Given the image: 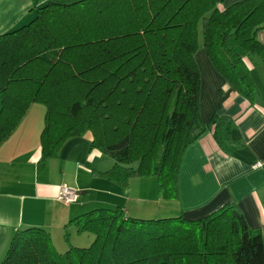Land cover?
I'll return each mask as SVG.
<instances>
[{
    "label": "trees",
    "instance_id": "1",
    "mask_svg": "<svg viewBox=\"0 0 264 264\" xmlns=\"http://www.w3.org/2000/svg\"><path fill=\"white\" fill-rule=\"evenodd\" d=\"M34 10L26 24L0 33V145L43 103L42 159L89 134L91 148L113 161L97 174L120 185L153 176L160 195L173 199L189 144L206 130L221 147L225 135L240 139L228 118L200 116L198 29L216 71L253 105L244 56L264 59V0L224 9L217 0H47ZM69 223L93 237L89 247L59 252L47 230L30 226L14 233L0 264H264L260 230L233 203L199 219L97 207Z\"/></svg>",
    "mask_w": 264,
    "mask_h": 264
},
{
    "label": "crops",
    "instance_id": "2",
    "mask_svg": "<svg viewBox=\"0 0 264 264\" xmlns=\"http://www.w3.org/2000/svg\"><path fill=\"white\" fill-rule=\"evenodd\" d=\"M236 1L219 0L217 4L226 8ZM35 6L33 0H0V33L26 24ZM257 39L264 44V29L258 31ZM244 61L258 93L253 105L203 54L200 116L204 122L213 114L228 118L240 139L236 143L225 135V147H221L212 131L206 130L189 144L182 155L173 199L160 195L153 176L132 177L120 185L97 174L110 169L113 161L103 160L105 154L91 148L89 134L66 139L57 156L42 159L44 106L33 103L0 145V263L14 233L30 226L47 230L59 252L81 246L90 236L77 232L69 221L97 207L119 206L138 218L182 215L199 219L233 203L246 223L260 230L264 241V59L244 56ZM68 168L71 179L66 181L62 178ZM66 184L79 190L77 202L58 200Z\"/></svg>",
    "mask_w": 264,
    "mask_h": 264
},
{
    "label": "rangeland",
    "instance_id": "3",
    "mask_svg": "<svg viewBox=\"0 0 264 264\" xmlns=\"http://www.w3.org/2000/svg\"><path fill=\"white\" fill-rule=\"evenodd\" d=\"M43 1L45 2V1H47V0H33V3H34V5H36V6H38V5H41V4H43ZM217 1H219V0H217ZM217 6L220 8V6L217 4ZM229 6V5H228ZM221 9H224V8H221ZM35 11V10H34ZM35 14V13H34ZM34 16V15H33ZM33 16L31 17V18H29L28 20H27V22L28 21H30V19H32L33 18ZM27 22H25V23H27ZM202 25L200 24L199 25V29H198V46H197V49H196V52H195V55H194V58H195V61H196V63H197V67H198V70L201 72V68L203 67V64H202V56H203V54L205 55V57L206 58H208V56H207V53H206V50H205V47H204V43H203V33H202V27H201ZM36 106H44V115H45V105L43 104V103H36ZM44 115H43V117H44ZM67 120L69 119V118H66ZM65 125H67V124H65ZM54 128V127H53ZM57 128V127H56ZM55 128V129H56ZM54 129V130H55ZM58 130V129H57ZM56 130V131H57ZM105 140L106 141H108V142H112V141H114L115 139H116V136H114V134L112 133V131L111 130H109V131H107V133L105 134ZM102 155H104V154H102ZM103 158V160H111L108 156H102ZM87 166H89V164L87 163L86 164ZM90 168H93V166H90ZM60 177V176H59ZM62 179H65L66 181H69L71 178H70V169L68 168L67 170H66V176H65V178H62ZM63 186V185H62ZM65 186H67V184L65 185ZM68 188H71V189H74V190H76V191H78L79 192V190L78 189H76V188H73V187H70V186H67ZM86 234V233H85ZM90 236V239L86 242V243H83L81 246H79V247H89V245L91 244V242L93 241V237L91 236V235H89ZM64 253V252H63Z\"/></svg>",
    "mask_w": 264,
    "mask_h": 264
},
{
    "label": "built area",
    "instance_id": "4",
    "mask_svg": "<svg viewBox=\"0 0 264 264\" xmlns=\"http://www.w3.org/2000/svg\"><path fill=\"white\" fill-rule=\"evenodd\" d=\"M256 165H259V163H257ZM78 195H79L78 191L71 189V188H68L67 186L63 185L60 188L58 200H60L61 202L65 203V204H70V203L77 201Z\"/></svg>",
    "mask_w": 264,
    "mask_h": 264
}]
</instances>
